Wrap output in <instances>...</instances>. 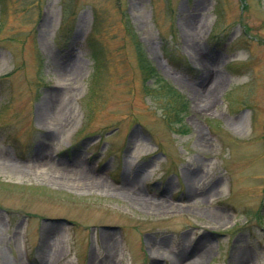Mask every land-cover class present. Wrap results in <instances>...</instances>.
Masks as SVG:
<instances>
[{"label": "rangeland", "instance_id": "obj_1", "mask_svg": "<svg viewBox=\"0 0 264 264\" xmlns=\"http://www.w3.org/2000/svg\"><path fill=\"white\" fill-rule=\"evenodd\" d=\"M174 258L264 264V0H0V264Z\"/></svg>", "mask_w": 264, "mask_h": 264}, {"label": "bare ground", "instance_id": "obj_2", "mask_svg": "<svg viewBox=\"0 0 264 264\" xmlns=\"http://www.w3.org/2000/svg\"><path fill=\"white\" fill-rule=\"evenodd\" d=\"M66 64V65H65ZM65 64H62L60 65V68H59V72H61L63 75H74L75 74V70H76V66L75 64H72L70 63L69 61H66ZM197 93L199 95V90H197ZM205 96V95H199L198 97H200L202 99V97ZM206 97V96H205ZM208 97V96H207ZM211 98V97H210ZM125 190L126 192L132 196V197H135L136 195H138V191L136 192V190L134 189V187H125ZM135 195V196H134ZM144 201H149V200H146L145 198H143ZM177 259V258H176ZM174 258V261H173V264H182V262L176 260Z\"/></svg>", "mask_w": 264, "mask_h": 264}, {"label": "trees", "instance_id": "obj_3", "mask_svg": "<svg viewBox=\"0 0 264 264\" xmlns=\"http://www.w3.org/2000/svg\"><path fill=\"white\" fill-rule=\"evenodd\" d=\"M96 61H97V59H96ZM98 66H99V64H98ZM162 81V79L157 75V82L159 83V82H161ZM165 84H162V86H164ZM168 89H170V93L171 94H173L174 95V97L173 98H175V101H177V98H180V95L174 90V89H172V88H168ZM171 94H170V96H171ZM169 104L170 103H168L166 106H164V107H166V108H164V119L166 120V122L167 123H169V125H172L171 124V121L173 122V117H172V113H170V109H169Z\"/></svg>", "mask_w": 264, "mask_h": 264}]
</instances>
